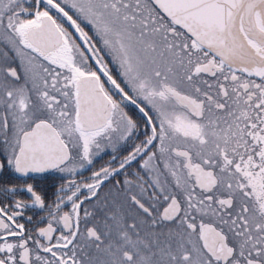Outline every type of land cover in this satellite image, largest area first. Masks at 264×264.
<instances>
[{
    "label": "snow or ice",
    "instance_id": "snow-or-ice-1",
    "mask_svg": "<svg viewBox=\"0 0 264 264\" xmlns=\"http://www.w3.org/2000/svg\"><path fill=\"white\" fill-rule=\"evenodd\" d=\"M0 264H264V0H0Z\"/></svg>",
    "mask_w": 264,
    "mask_h": 264
}]
</instances>
